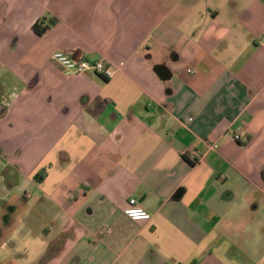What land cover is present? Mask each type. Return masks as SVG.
Wrapping results in <instances>:
<instances>
[{
	"label": "crops",
	"instance_id": "crops-1",
	"mask_svg": "<svg viewBox=\"0 0 264 264\" xmlns=\"http://www.w3.org/2000/svg\"><path fill=\"white\" fill-rule=\"evenodd\" d=\"M36 1L0 0V264H264L228 237L264 193V0ZM45 38L124 67L64 77Z\"/></svg>",
	"mask_w": 264,
	"mask_h": 264
},
{
	"label": "rangeland",
	"instance_id": "rangeland-1",
	"mask_svg": "<svg viewBox=\"0 0 264 264\" xmlns=\"http://www.w3.org/2000/svg\"><path fill=\"white\" fill-rule=\"evenodd\" d=\"M50 3V4H49ZM54 5L51 2H48L47 0L45 1H39L37 0L35 2V5L33 4V8L35 9L36 13L38 12L40 15L43 17L47 15V11L53 9ZM0 25L2 24L3 21V14L0 13ZM20 23V21H18ZM2 27L0 28V33H2ZM1 39V38H0ZM31 44H28L27 41L24 42L23 48L25 50L30 47ZM3 42L0 40V108H3V99H9L8 98V85L11 83V80L13 79L11 75L8 77V85L7 87L3 86V49H4ZM11 47V46H10ZM14 47L12 48L11 51L7 53H11L12 56H16L17 54L16 51H14ZM33 52H41L42 54H48L51 51H54L52 55L56 52L60 51H55L54 50V44L51 42L50 39H42L39 42H37L34 45ZM7 48V47H6ZM21 50V49H20ZM18 55H21L18 50ZM52 58V56H51ZM62 75L64 77H72L68 74V72L64 70H60ZM3 124H0V127L2 128ZM3 135H0V155L2 154L3 151ZM2 193L1 191V186H0V194ZM264 194V193H263ZM254 191L249 197L243 198L241 200V205L237 204V209L232 211V218H241L243 221H238L234 220L233 225L236 223L237 228L232 229L229 232V239L232 241H235V245H246L248 248H251L252 250H255L256 247H258V254L255 252L252 253V250L250 252V255L252 254L253 258H257L256 255L261 256L260 249L264 248V195ZM256 200L259 204V209L254 210L252 209V203L251 201ZM240 206V207H238Z\"/></svg>",
	"mask_w": 264,
	"mask_h": 264
},
{
	"label": "built area",
	"instance_id": "built-area-1",
	"mask_svg": "<svg viewBox=\"0 0 264 264\" xmlns=\"http://www.w3.org/2000/svg\"><path fill=\"white\" fill-rule=\"evenodd\" d=\"M52 61L54 64L58 65L62 70L68 72L70 76H84L89 73L98 74L105 79H111L117 73L118 70L123 68V65L115 68L111 64L105 62L104 60L90 61L86 59H73L65 52H56L52 55ZM189 73H194L192 70ZM235 142H239L241 135L239 133L235 134L233 137ZM210 149L215 150L218 148L217 145L209 143ZM191 157L193 159H198L197 151H192ZM69 197L75 200L77 195L71 193ZM125 216L131 221H150L152 216L146 210H144L136 199H130L127 208L124 210ZM109 233V228L107 226L102 227L98 234L101 237H105Z\"/></svg>",
	"mask_w": 264,
	"mask_h": 264
},
{
	"label": "water",
	"instance_id": "water-1",
	"mask_svg": "<svg viewBox=\"0 0 264 264\" xmlns=\"http://www.w3.org/2000/svg\"><path fill=\"white\" fill-rule=\"evenodd\" d=\"M157 73L163 81H167L171 79V73L166 67H163V66L159 67L157 69ZM182 194H183V190H179L177 194L175 195V199L181 198Z\"/></svg>",
	"mask_w": 264,
	"mask_h": 264
},
{
	"label": "trees",
	"instance_id": "trees-1",
	"mask_svg": "<svg viewBox=\"0 0 264 264\" xmlns=\"http://www.w3.org/2000/svg\"><path fill=\"white\" fill-rule=\"evenodd\" d=\"M33 31L39 35V36H42L44 35L48 29H49V26L48 25H44L43 23V20H38L34 26L32 27ZM103 78V77H102ZM104 80H108V79H105L103 78Z\"/></svg>",
	"mask_w": 264,
	"mask_h": 264
}]
</instances>
